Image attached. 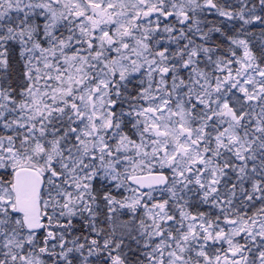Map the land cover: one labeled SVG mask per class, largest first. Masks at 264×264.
I'll use <instances>...</instances> for the list:
<instances>
[{
	"label": "snow or ice",
	"instance_id": "snow-or-ice-1",
	"mask_svg": "<svg viewBox=\"0 0 264 264\" xmlns=\"http://www.w3.org/2000/svg\"><path fill=\"white\" fill-rule=\"evenodd\" d=\"M0 264H264V0H0Z\"/></svg>",
	"mask_w": 264,
	"mask_h": 264
}]
</instances>
